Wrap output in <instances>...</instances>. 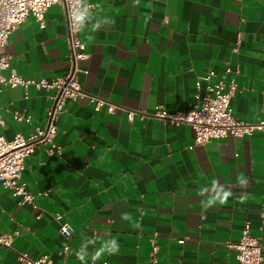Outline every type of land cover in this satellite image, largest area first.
<instances>
[{"label": "crops", "instance_id": "1", "mask_svg": "<svg viewBox=\"0 0 264 264\" xmlns=\"http://www.w3.org/2000/svg\"><path fill=\"white\" fill-rule=\"evenodd\" d=\"M82 2L90 6L80 27L89 95L149 114L158 105L183 110L199 102L200 76L230 64L238 70L234 117L264 118V0ZM45 17V28L30 14L11 33L10 70L49 79L68 71L64 6L52 5ZM50 93L4 87L0 134L28 136L44 124ZM15 110L31 121H17ZM194 138L189 124L129 120L124 109L68 99L53 144L37 145L24 161L22 181L37 207L19 205L0 183V232L13 236L11 247L0 245V264H24L20 252L47 253L53 264H150L152 238L155 264H236L229 244L246 222L264 256V132L205 144Z\"/></svg>", "mask_w": 264, "mask_h": 264}, {"label": "built area", "instance_id": "2", "mask_svg": "<svg viewBox=\"0 0 264 264\" xmlns=\"http://www.w3.org/2000/svg\"><path fill=\"white\" fill-rule=\"evenodd\" d=\"M54 4H62L65 8L68 41L70 46L68 71L63 75L52 78L24 76L10 70V55L6 52L11 33L23 24L26 18L32 14L41 28L46 27V12ZM90 6H85L82 0H0V92L6 87H23L27 89L35 86L39 89L52 91L49 97L51 104L47 109V121L37 125L28 136L16 133L11 139L0 134V183L17 198L18 204H35V195L30 192L22 181L25 158L31 155L39 144H53L57 131V122L64 112L68 99L87 97L94 103L95 110L103 105H108L110 112L117 109L127 111L128 119L134 120L138 115L140 119L149 117L171 121L177 125L189 124L194 132V144H205L212 139L222 138L228 135L245 136L256 132H264V118L258 121L236 119L233 115L231 99L238 91L237 68L228 64L223 72L218 74L215 69L209 70L196 81V98L198 103L191 108L168 111L164 105L155 107L151 114L123 108L110 103L103 98L89 95L83 88L80 74L87 73L83 62L88 58L85 52V43L80 36V27L84 23ZM83 14L84 19L77 17ZM17 121L30 122L32 116L27 112L14 111ZM0 123L4 120L0 113ZM40 216V215H39ZM61 214L56 215L60 220ZM63 234L70 233V225L63 222L60 225ZM13 236L0 232V245L11 247ZM151 263L155 264L159 247L152 238ZM236 249V264H263V248L260 238L251 233V224L246 222L242 230V236L238 242L229 244ZM18 259L24 264H53L50 255L44 253L33 259L27 252H20ZM104 264H111L105 261Z\"/></svg>", "mask_w": 264, "mask_h": 264}, {"label": "clouds", "instance_id": "3", "mask_svg": "<svg viewBox=\"0 0 264 264\" xmlns=\"http://www.w3.org/2000/svg\"><path fill=\"white\" fill-rule=\"evenodd\" d=\"M77 19L82 21L84 19L83 14L79 15L77 17ZM97 26H99V25H97ZM123 218L124 219H128V216L125 215ZM110 245H111V247L109 249L110 251H115L117 249V247H118L117 242L115 240L111 241ZM81 258H83V257H81ZM98 258H99V254H97V256L94 257V259H98Z\"/></svg>", "mask_w": 264, "mask_h": 264}]
</instances>
